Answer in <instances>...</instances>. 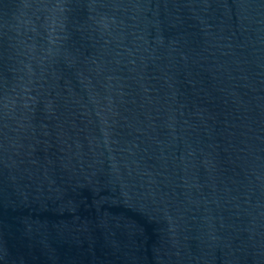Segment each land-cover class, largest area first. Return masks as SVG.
<instances>
[{"label": "water", "instance_id": "obj_1", "mask_svg": "<svg viewBox=\"0 0 264 264\" xmlns=\"http://www.w3.org/2000/svg\"><path fill=\"white\" fill-rule=\"evenodd\" d=\"M0 264H264V0H0Z\"/></svg>", "mask_w": 264, "mask_h": 264}]
</instances>
